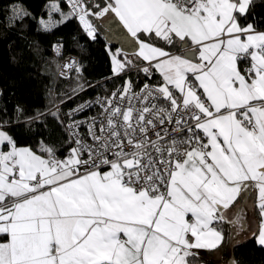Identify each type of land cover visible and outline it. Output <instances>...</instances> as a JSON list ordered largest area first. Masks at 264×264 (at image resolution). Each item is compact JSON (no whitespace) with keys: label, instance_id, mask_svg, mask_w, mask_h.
Here are the masks:
<instances>
[{"label":"snow or ice","instance_id":"obj_1","mask_svg":"<svg viewBox=\"0 0 264 264\" xmlns=\"http://www.w3.org/2000/svg\"><path fill=\"white\" fill-rule=\"evenodd\" d=\"M254 7L47 0L43 32L76 19L94 41L102 23L115 22L124 31L114 37L134 51L107 46L108 79L123 83L63 115L60 105L93 85L75 58L57 65L61 78L75 73L71 95L53 96L54 111L21 123L54 117L65 155L44 140L20 145L0 122V264H192L248 229L250 190L259 215L252 235L264 246V20L249 21ZM5 10L10 28L37 19L23 0ZM52 47L62 55V42ZM133 69L145 77L138 88Z\"/></svg>","mask_w":264,"mask_h":264},{"label":"trees","instance_id":"obj_2","mask_svg":"<svg viewBox=\"0 0 264 264\" xmlns=\"http://www.w3.org/2000/svg\"><path fill=\"white\" fill-rule=\"evenodd\" d=\"M46 3L47 0H23L24 6L37 19H26L22 26L10 28L5 19V6L9 4V0H0V122L9 121L5 130L20 145H30L35 149L44 140L47 144L56 145L60 149L58 155L62 156L65 153L61 148L65 135L54 117L46 115L42 121L21 123L26 117L34 116L37 111L52 110L50 100L53 96L71 95L72 88L76 86L75 73L69 79L57 75V58L52 53V46L62 42L63 54H76L83 65V78L93 85L78 98L74 97L60 105L61 109L95 93L105 94L106 90L122 84L125 76L108 79L112 77V66L106 51L103 24L99 26L100 31L94 41L85 35L76 19L50 33L40 30L37 21L42 16L46 18ZM252 14L255 21L252 17H249V21L264 20V0H255ZM260 28H264V25ZM127 75L137 87L145 81L142 73L136 75L135 69ZM158 80L157 75L149 82ZM18 106L23 109L22 115H18L16 111ZM224 227L227 230V226ZM231 251L237 264H264V246L258 245L253 236L235 243ZM194 261L195 259L192 263Z\"/></svg>","mask_w":264,"mask_h":264},{"label":"crops","instance_id":"obj_3","mask_svg":"<svg viewBox=\"0 0 264 264\" xmlns=\"http://www.w3.org/2000/svg\"><path fill=\"white\" fill-rule=\"evenodd\" d=\"M103 30L105 31V28ZM260 30H264V28H260ZM110 45H112L113 50L119 47V46L110 44L107 41V46H110ZM256 195L257 193L255 190H250L247 197L243 201L245 205L246 213H247L246 218L249 220L248 229L246 231L240 232L239 229L237 228V231L239 232V234L234 235V238L231 239V241L225 243L222 249H218L212 252L201 250L199 253V256L195 259V261L192 264H229V260L232 258V251H231L232 246L239 241L252 237L253 236L252 233L257 227L259 215H258V211L254 207L255 202H256ZM229 215H232V213H229ZM226 226H227L226 231L230 230L229 226L228 225Z\"/></svg>","mask_w":264,"mask_h":264},{"label":"built area","instance_id":"obj_4","mask_svg":"<svg viewBox=\"0 0 264 264\" xmlns=\"http://www.w3.org/2000/svg\"><path fill=\"white\" fill-rule=\"evenodd\" d=\"M80 26H81V25H80ZM81 28H82V26H81ZM83 32H84V31H83ZM84 33H85V32H84ZM85 35H86V33H85ZM86 36H87V35H86ZM87 37H88V36H87ZM88 38H89V37H88ZM55 44H57V43H55ZM52 50H53V49H52ZM52 53H53V55L57 58V65L59 64V65L63 66L64 63H66L67 61L71 60L72 58H75L76 60H78V56H77L76 54H74V53H65V54L62 53V55H60V56H57V55L55 54L54 50L52 51ZM57 75L59 76V74H58V69H57ZM149 83H151V82H149ZM137 88H138V87H137ZM97 95H104V94H102V93H95V94H93V95H91V96H88V97L84 98L83 100L79 101L78 103H81V102H83L84 100H90V99H93V98H95ZM78 103H76V104H74V105H71V106H69V107H67V108H65V109H61V107H60V109H61V114L63 115V113H67L70 109L76 107V105H77ZM52 110H55V107H54V106L52 107ZM96 111H98V109H93L92 111H90V112L88 113V115H92V114H94ZM63 155H65V153H64ZM63 155H62V156H63Z\"/></svg>","mask_w":264,"mask_h":264},{"label":"water","instance_id":"obj_5","mask_svg":"<svg viewBox=\"0 0 264 264\" xmlns=\"http://www.w3.org/2000/svg\"><path fill=\"white\" fill-rule=\"evenodd\" d=\"M103 26L105 28V31L103 32V36L110 44L119 46L120 48H122L124 51L127 52L134 51V49L130 45L121 43L119 37H114V34L116 32L124 31L123 29L118 27V25L115 22L111 25V27H109V25L107 24H103Z\"/></svg>","mask_w":264,"mask_h":264}]
</instances>
